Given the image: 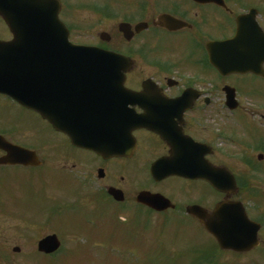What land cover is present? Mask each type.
<instances>
[{
  "label": "flooded vegetation",
  "instance_id": "1",
  "mask_svg": "<svg viewBox=\"0 0 264 264\" xmlns=\"http://www.w3.org/2000/svg\"><path fill=\"white\" fill-rule=\"evenodd\" d=\"M71 1L60 0L59 13L70 38L76 28L87 29L88 40L83 43L125 59L124 86L132 91L125 108L136 124L132 148L125 155L104 157L76 147L39 114L3 94L0 102L16 116L14 123L0 117V135L36 152L41 166L35 169L68 173L76 200L71 206L98 212L102 224L107 223L109 209L113 236L138 227L144 213L157 216L168 231H174L184 228L188 219L198 224L187 216L190 205L211 213L220 201L237 200L242 189L237 177L263 171L251 167L250 160L264 157V127H260L264 105H248L245 100L255 98L250 97L253 93L264 96V76L221 73L214 63V44L235 36L236 17L250 9L251 1L222 0L223 6L205 0H84L81 16L75 13L79 4L72 7ZM6 12V18L0 15V41L5 42L12 39L9 28L21 22L10 1ZM172 19L183 24H172ZM4 154L0 150V157ZM157 161L163 163L152 174ZM7 167L0 165V175ZM220 169L234 175L240 188L230 197L205 179L215 177ZM183 170L192 177L180 175ZM110 189L119 191L117 200L108 194ZM140 193L159 194L172 206L151 210L138 203ZM44 220L26 217L25 206H0V257L34 254V244L48 234L28 246L27 225L47 223ZM86 222L94 230L99 227L93 218ZM84 231L72 236L71 251L95 256L104 244L102 238ZM11 240L15 242L9 246ZM83 244L90 247L79 249ZM62 252L63 242L59 251L46 256Z\"/></svg>",
  "mask_w": 264,
  "mask_h": 264
},
{
  "label": "water",
  "instance_id": "2",
  "mask_svg": "<svg viewBox=\"0 0 264 264\" xmlns=\"http://www.w3.org/2000/svg\"><path fill=\"white\" fill-rule=\"evenodd\" d=\"M5 1L0 0L2 15ZM11 9L23 18L24 25L21 28L12 26L13 40L0 42V93L38 112L56 130L67 134L73 144L101 155H117L118 151L112 150L115 145L102 138V131L105 137H110L102 127L111 121L110 115L94 116V109L107 105L102 101V91L93 94L95 99L89 117L95 120L94 125L88 128L79 124L83 121L80 116L83 104L79 101L83 95L81 89L95 82V73L117 70V56L95 47L70 43L67 29L58 19L60 3L57 0H18L16 7ZM256 14L251 10L250 14L237 18L238 33L235 39L223 44L225 58L218 61L223 72L264 74L261 67L264 41L261 42L260 36L252 37L250 42L246 41L248 36L244 38V34L258 31ZM48 34L53 35L55 43L47 40ZM70 114L76 118L74 122L69 120ZM3 144L6 143L0 137V146ZM7 148L9 155L4 159L7 162L36 165L32 153L17 148L12 153ZM139 199L156 209L161 206L157 196ZM189 212L202 222L224 250L243 252L258 245L259 226L248 220L241 204H218L211 216L193 208ZM59 245L56 236H48L39 242L38 249L52 253Z\"/></svg>",
  "mask_w": 264,
  "mask_h": 264
},
{
  "label": "rangeland",
  "instance_id": "3",
  "mask_svg": "<svg viewBox=\"0 0 264 264\" xmlns=\"http://www.w3.org/2000/svg\"><path fill=\"white\" fill-rule=\"evenodd\" d=\"M250 1L252 5L261 9L258 19L264 26V0ZM83 3L84 0H72L69 2L72 7L73 5L76 7L79 4L75 13L80 16L83 14V9L81 8ZM76 30L78 31L74 34L73 40L77 42L88 40L86 37L87 29L76 28ZM255 86L257 89H262V86L259 84H255ZM262 94L264 95V91H262ZM250 97H255L257 99H247L245 100L246 104L264 105V99L258 101V97L260 96L255 95V93L251 94ZM15 116L11 108L4 106L0 102V117H2L4 121L10 120V123H14L12 120ZM25 117L32 120L29 116ZM32 124L39 127L34 119ZM260 127H264V121ZM28 136L29 134L26 133V137ZM262 166L264 167V164ZM259 176V179L255 177L251 178L250 182L257 185L262 192H264V172H261ZM73 184L68 173L55 168H47L41 171L39 169L10 167L0 175V206H8L11 209L25 206L26 217H34L38 222H45L44 218L48 220L46 225L41 223L32 226L27 225L26 241L28 246L32 245L39 237L50 233H56L60 236L65 245V252L56 258H48L44 255H30V257L12 256L8 257V260L6 259L7 257L0 258V264H179L181 260L175 255L184 249L186 253H183L182 257L186 258L187 261L182 260L183 264H200L199 262H194L195 257H197L199 253V246H204L205 249H202L204 251L212 245L211 239L207 233L195 223L188 222L185 225L186 230L183 236L181 229H175L173 232H167L166 230L161 232L159 230L161 225L154 216H152V218L144 216L143 220L145 227H139L134 241L129 240L133 237L126 233L120 237H114L112 235L113 227L109 222L111 212L108 213L107 211V223L102 224L96 218L98 212L91 213L79 206H76L74 210H69V205L76 202V200H74L75 194L71 192L74 187ZM48 196L52 198H48ZM258 201H260L259 198ZM57 204L62 208V211L52 218L49 209L51 207L55 209ZM257 204H259V206L256 207L250 205L252 211L251 215L254 218L264 215V204L261 202ZM45 205H49L46 208V212L37 213L38 209ZM110 209H112L111 206ZM102 212L103 211H101V213ZM87 217L93 218L96 226H99L98 229L94 230V228L86 222ZM142 229H146V231H142ZM84 230L89 231L94 237L100 236L102 238L104 244L101 246L102 252L100 254L96 256H87L86 254L75 253L74 255V252L71 251V240L75 239L72 236H75V233L83 234ZM262 232V238H264V228ZM154 235L158 236L159 241ZM262 241V247L255 250L250 256L244 257L245 254L240 258L224 254L219 257L218 262L220 264H253V259H258V255L263 256L264 254V239H262ZM14 242V240L9 241V246ZM82 246L90 247L88 244H83ZM171 250L173 252L170 253ZM239 259L242 262L246 259H249V261L240 263L238 262ZM258 264H260L259 261Z\"/></svg>",
  "mask_w": 264,
  "mask_h": 264
},
{
  "label": "bare ground",
  "instance_id": "4",
  "mask_svg": "<svg viewBox=\"0 0 264 264\" xmlns=\"http://www.w3.org/2000/svg\"><path fill=\"white\" fill-rule=\"evenodd\" d=\"M18 0H13L11 5L15 4ZM47 40L55 43V39L53 35L48 34L46 36ZM248 40V37L246 38V41ZM113 71L111 73L101 72V73H95V82L91 84H87L86 87L81 89V93L85 96L86 102L84 105L80 107V116L83 117V121H80L79 124L83 127H90L93 126L95 123V120L89 117V113L91 111V106L93 104V94H96V91H103L106 93L109 101H110V108H106L107 113H113V106H116L118 109L117 112V122L120 127H116V131L119 132L118 135L114 138L111 137H105L104 131H102V138L103 141L108 142H116L120 145H124L126 143V139L128 137L129 129L134 124L133 118L131 114L127 111L125 108L126 102L129 101L128 98L123 96L122 89L119 86V80L120 75L119 71L112 69ZM42 85V83H41ZM95 115L104 118L105 117V109L103 108H97L94 109ZM71 117H69V120L74 122V119H76L73 114H70ZM80 117V118H81ZM106 117H108L106 115ZM68 119V118H67ZM110 122L114 120V117H110ZM102 127L106 128V124H102ZM114 128L112 127V134H114Z\"/></svg>",
  "mask_w": 264,
  "mask_h": 264
}]
</instances>
